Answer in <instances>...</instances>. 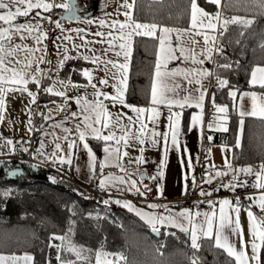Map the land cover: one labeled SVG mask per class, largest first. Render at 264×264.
I'll list each match as a JSON object with an SVG mask.
<instances>
[{
  "label": "crops",
  "instance_id": "crops-1",
  "mask_svg": "<svg viewBox=\"0 0 264 264\" xmlns=\"http://www.w3.org/2000/svg\"><path fill=\"white\" fill-rule=\"evenodd\" d=\"M80 0H75L76 8L78 9L77 15L81 17L79 21H71L69 22L67 19H63L65 17V10L63 8L55 7L51 9L49 12H44L40 9H33L27 17L19 16L15 22L17 23H25L31 22L35 23L37 20H40V28L33 33V35L38 36L40 31L46 33V39L42 40L39 45L25 33V39L23 41L20 40L18 35H13L12 40L17 44H27L31 48H39V51L32 53L33 56V71L37 66L36 57L44 56L45 60L42 63H39V68L41 70H47L48 76L53 79H43L42 87L37 91L35 84H29L28 87L30 90L37 93L35 103H32L31 97L28 96L26 92L20 91H8L4 97L5 104L3 109L0 110V115H2V119H0V159L9 158L15 156V146L21 145L23 148V154L25 155L24 149H28L30 145V140L33 136V133L36 132L37 135L33 138L32 141V149L33 153L31 154V160L33 164L43 165V166H51L54 167H66L67 174L70 179L78 184L81 188H84L88 191L89 185L94 183L95 186L92 188H96L100 193L105 195V199H108L110 202L117 205L114 201L120 199L122 201H128L134 205L135 208L141 209L147 213L154 214H163L167 215H175L180 212L182 209H188L190 212L200 211L204 212H212L215 211L216 218H219V201L222 199H228L230 201V207H226V212L231 216V219L235 221L236 213L232 211V208H236L233 205L234 199L238 196L242 198V206L239 207V220L241 224V228L243 230V240L245 244V251L248 255H251V246L250 242L252 237L248 233V218L247 211H252L253 215L256 217L257 222L264 226V211H262L257 203H254L253 200L260 195L261 192H264V189H256L253 187L255 182V175H245L244 173H239L237 175V186L234 188H224L221 185L223 183H228L232 180L233 170L235 169L232 166V158H233V147L240 148L244 141V127L245 125H249V120L255 119L260 120L264 123V119L259 117H252L245 115L243 119L242 132L240 131V120L241 117L239 115L240 111L244 112L251 111V98L245 96L241 99V93L250 92L255 90H244L239 92L234 99V111L238 117L236 130L233 133L232 137L229 138L225 135L229 130V117L228 113H217L213 103L210 101L211 97V89L217 86V79L212 75L207 78L202 79L201 83L206 87L207 91L205 92V100L203 102V114L202 121L200 124L192 126V130L189 131V126L191 124V117L194 113H200L201 109L193 106H185L183 109L179 107H174V111L180 113V135H179V143L181 146V151H177L175 146L171 143V129L168 127L169 121L168 116L170 115L167 107L161 105L158 106V110L161 115L153 124L152 121L147 119V114H145L144 122L147 125L146 131L144 133H140L145 136V143L140 145L136 140H130V146L127 148L123 147V143L121 144V152H126L127 155L123 157L121 163L123 164L124 171H121L119 168L115 166H106L103 169V173L106 176L111 173L117 177H124L125 180H132L136 182V187L140 192H144L140 187V182L143 179H153L154 185L152 188V192L150 196L139 195L135 191L129 192L127 190V185L118 184L116 186L109 185L105 190H101L99 187V178H100V169H99V160L104 159L105 153L103 148L105 146L104 141H98L92 137H88L86 142L96 141L100 143L99 145V156L97 157L94 149L93 153L97 157V163L95 165V175L90 179V170L88 166V157L87 152L83 149L82 144L79 145L77 149H74V155L72 156V163L69 166L67 163L61 165L57 162L55 165L52 163L53 159L56 157H51V159H46L45 156L41 155L37 149L40 148L41 142L43 141V148L41 152L47 153L51 156L54 151L55 143L59 142L61 144V148L63 152H57V155L67 154V141L61 139L57 141V136L63 137L64 133L61 131V128L56 127V125L61 124L63 122L64 126L69 127L75 131V124L72 121V118L69 117L67 121L64 120V117L68 115L69 112L77 111V104L75 99H71L67 102V105L61 111H57V106L64 104V101L53 94L45 93L43 90L44 86L52 85L54 90L63 91L65 90L64 84L61 81L67 82L68 79H55L57 74L61 71L62 68H58V59H62L64 55V49H68V55L72 57V60H81L83 61V66L81 68V77L82 81L76 82L71 81L72 84L81 85L80 87H73L72 84H69L66 89V94L69 97H77L82 96L88 102H93L96 97H94L93 92L95 91L88 83L86 77L82 75L83 69H89L90 74L92 76V82L97 85V89L102 92L108 93L109 97L116 94V88H120L123 90L124 99H126V91L128 87L129 73H130V63L134 48V41L137 37H142L146 39H153L155 41V62L153 65L152 77L149 85V91L147 96V101L143 105H134L137 107H148L149 101L151 98V87L152 81L156 71V53L159 49V37L160 32L159 28L157 29L154 36H141L133 34L131 37V52L127 58L123 54L119 57L115 55V52L108 51L105 53L103 50L107 49L109 46L107 43H93L86 47H79L78 49L73 48V44L83 45V41L79 39L80 35H84L87 40L90 41H98L101 37L91 35V33H95L96 31H103L105 33L109 31H118V26L116 30H112L107 27L108 24H111L112 21H125L126 17L124 16V12L129 11L125 4H132L133 0H104L102 10L100 14L97 16H87L90 14V10L88 9H79L77 2ZM137 0H135L134 5ZM149 1H159V0H149ZM52 2L59 4L62 3L63 0H52ZM222 3L223 0H220V6L217 8L216 5L211 4L208 0H198V4L205 9V11L215 15L217 11L222 14ZM40 11L41 16L37 17L36 12ZM132 18L136 20L134 17V7L131 9ZM86 13V14H84ZM41 17H51L52 21H59L62 28L65 31L61 32L60 28H57L55 23H50L48 19H41ZM229 17V16H228ZM230 18V17H229ZM105 20L106 26L101 28L98 21ZM91 20L92 23H88L87 21ZM141 23H150L143 22L140 20H136ZM2 23V22H0ZM187 26L177 27L170 25H158L163 27H168L176 30H188V31H173L170 34H166L168 36L167 43L170 44L173 48L179 44L181 47L189 50V58L185 59L181 57L179 51L176 52V59L170 60L167 63V69H187L191 67H199L206 68L211 70L213 73L214 68L216 66L215 55L216 52L213 51L212 59L207 60L204 59L202 54V50L205 48L204 37L203 35H197V29H190V11L187 20ZM50 26L49 30H42V26ZM6 26V25H5ZM80 28L85 31L77 34L74 31H69V29ZM219 26L215 32L216 35V47L217 37L219 33ZM200 32L209 31L207 29H200ZM179 35V40L177 39ZM68 37V39H65ZM111 39V37H108ZM196 40L198 43L193 45L192 41ZM89 48L93 49L95 54L100 56V60L97 63H93L91 60H84L82 57L84 55L92 56L93 52L89 51ZM195 50L198 59H203L204 63L202 65H193L190 59L191 50ZM116 50L120 51L118 43L116 45ZM59 52V56L57 53ZM17 55L21 60H26L29 56L27 51L18 52ZM79 57V58H77ZM13 59L14 58H9ZM70 59L66 60L69 61ZM115 61L118 64H127V70L119 67L113 66L112 63H108V61ZM50 61V63H49ZM65 61V62H66ZM64 62V64H65ZM10 67L20 68L22 65L13 63L9 65ZM105 80V84H100V80ZM159 77H157V83L159 86L160 82ZM167 86L169 88H173L172 92H167L166 95L173 96L178 93L181 97L186 93L183 91L184 88H187L188 91L192 95H197V93L193 92L192 89L198 87L195 84H188L187 80L184 79L182 75H177L175 77H166L164 78ZM55 80V83L53 81ZM179 84L181 87L179 89L175 88L174 85ZM115 85V87H113ZM87 86V87H85ZM258 86V85H253ZM257 92L258 96L264 94L259 91ZM99 99L104 102L110 112L113 113L112 119H115L116 113L122 114L121 123L128 125V117H132L133 120L136 119V114L129 108L123 107L120 104H116L113 106L110 99L105 100L103 96ZM55 101V103H53ZM126 101V100H125ZM83 103V101H82ZM129 104V103H128ZM133 105V104H131ZM29 112L31 113V124H29ZM227 116V121L222 120L223 116ZM44 116L51 117L48 120L43 119ZM209 123L213 125L212 129L208 127ZM219 124H224L227 128V131H220L218 129ZM83 127V125H81ZM133 129V134L136 133L139 125H131ZM155 128V130L161 135L156 137V143H151V132ZM31 129V130H29ZM116 135L119 136L120 130L119 128L113 127ZM168 133V147L167 151L165 150V142L163 138V133ZM240 132V146L237 147L236 136L237 133ZM108 130H103L102 134H107ZM211 136L212 139L209 140L208 137ZM72 139H76V137H71ZM11 139L13 141L12 145L7 143V140ZM217 140V142H215ZM221 141V142H220ZM228 141V142H227ZM109 144H114V141L108 142ZM187 147L188 153L183 152V148ZM144 148V152L141 154L140 148ZM200 152H203V160L205 162L202 167V176H200L199 183L196 187V191L194 193L186 192V188L188 186L193 185V177H195V169L200 161ZM143 156V162L141 163H129V161L134 160L137 156ZM161 159L164 160V164L161 165ZM228 160L231 164V168L226 169L224 164L225 160ZM189 161L191 162L192 168H188ZM261 162H264V153L263 159ZM261 162L246 164L251 165L254 172L259 170V165ZM243 165V166H246ZM214 166V167H213ZM241 166V167H243ZM79 168V171L77 169ZM216 170H220L222 173L221 176H216ZM163 173L161 176L160 173ZM207 173L208 177H214L212 179V183L204 182L207 178L205 176ZM141 175H143V179H141ZM239 182H245L243 186L239 185ZM157 185H160V191H157ZM204 190L205 192H211V195L201 196L200 191ZM208 199L213 200L214 208L210 207L204 201ZM150 204H156L160 207L155 209L149 208ZM126 211H128L125 207L121 205H117ZM164 206H167V210ZM201 207H205L204 209H200ZM130 212V211H128ZM135 215L138 219H140L145 225L146 224L139 216L135 214V212H130ZM156 228L158 230H164L165 232L174 233L175 231H180L178 228L171 227L165 224H156ZM228 235L230 242L236 247L237 250L240 249V238L238 235L231 234L230 229H226L225 232ZM57 236V235H56ZM204 239V238H202ZM214 243V238L212 239ZM61 242V241H60ZM257 243H261L257 241ZM60 245V244H59ZM264 249V244H262L261 251ZM223 251V249H221ZM56 251V252H55ZM52 251V256L47 254V259L45 264H60V261L57 260V252L58 249ZM224 252V251H223ZM225 253V252H224ZM60 254V249H59ZM226 254V253H225ZM227 255V254H226ZM2 256L3 262L2 264H33V256L28 252H24L21 254H8V253H0ZM30 257L31 259H27ZM234 261V259H233ZM77 264V263H74ZM235 264V261H234Z\"/></svg>",
  "mask_w": 264,
  "mask_h": 264
},
{
  "label": "snow or ice",
  "instance_id": "snow-or-ice-1",
  "mask_svg": "<svg viewBox=\"0 0 264 264\" xmlns=\"http://www.w3.org/2000/svg\"><path fill=\"white\" fill-rule=\"evenodd\" d=\"M133 0L132 4H125L124 7L129 9V11L124 12V16L126 20L121 22L118 20H114L111 24H108L112 30H116L118 26V31H109L107 33L103 31H96L95 33H91V35L101 37L98 41H90L85 38L84 35H80L79 39L83 41V45L73 44L74 49H78L79 47H88L93 43L100 44H108V48L103 51L107 53L108 51L115 52V55L119 57L121 54L127 58L131 52V37L133 34L141 35V36H154L157 29L159 28L160 37H159V49L156 53V71L152 81L151 87V98L149 101L148 107H137L131 104H128L123 95V90L120 88H116V94L109 97L108 93L102 92L97 89V85L92 82V76L90 74L89 69H83L82 75L87 78L89 85L95 90L93 92L94 97L96 99L93 102H88L84 97H69L66 94V89L69 84H72L69 79L67 82L61 81L65 86V90L57 91L54 90L52 85L44 86L43 90L45 93L53 94L60 97L64 104L57 106V111L63 110V108L67 105V102L71 99H75L77 104V111L69 112L68 115L64 117V120L67 121L69 117L72 118L73 123L75 124V131L73 129L64 126L63 122L61 124L56 125V127L61 128V131L64 133L63 137L57 136V141L63 139L67 141V154L57 155V152H63L61 148V144L59 142L55 143L54 151L51 156L47 153L41 152L43 148V141L41 142L40 148L37 149L41 155L45 156L46 159H51V157H56V159L52 160V163L55 165L59 162L61 165L68 164L71 166L72 156L74 155V149H77L80 144H82L83 149L87 152L88 157V166L90 170V179L95 175V165L97 163V157L93 153V150L89 146V143L86 142L88 137H92L98 141H104L105 146L103 151L105 153V157L102 160H99V169H100V178H99V187L101 190H105L107 186L112 185L116 186L118 184L127 185V190L129 192L135 191L139 195L143 196L146 193L140 192L136 187V182L132 180H125L124 177H117L113 174L109 173L106 176L103 173V169L106 166H115L119 168L121 171H124L123 164L121 161L123 157L127 155L126 152H121V144L123 143V147L127 148L130 146V140H136L140 145L145 143V136L140 133H144L146 131L147 125L144 122L145 114H147V119L152 121L153 124L158 121L161 113L158 110V106H165L168 108L170 115L168 116L169 125L168 127L171 129V143L175 146L176 150L181 151V146L179 143V135H180V113L174 111V107H179L183 109L187 106H195L196 108L201 109L200 113H194L191 117V124L189 126V131L192 130V126L198 125L202 121L203 114V102L205 100V92L207 91L206 87L201 83L202 79L207 78L213 73L211 70L206 68L199 67H191L187 69H167V63L170 60L176 59V52L179 51L181 57L185 59L189 58V50L181 47L179 44L173 48L170 44L167 43L168 36L166 34H170L173 31H188V30H176L168 27L158 26L155 23H141L139 21L133 20L132 11L134 7ZM209 3L214 4L219 8L220 0H208ZM257 6L264 10V0H256ZM59 7L65 10V17L69 22L71 21H79L81 19L76 13L78 9L76 8L75 0H63L62 3L56 4L52 2V0H0V110L3 109L5 104L4 97L6 92L8 91H20L26 92L29 97H31L32 103H35L37 93L30 90L28 85L35 84L37 91L43 86L42 80L53 79L48 76L47 70H41L39 68V63L44 62L45 57L40 56L36 57L37 66L33 71L32 66L34 63L32 53L39 51V48H31L27 44L21 45L13 42V35H18L20 40L23 41L25 39V33H27L31 38L36 42L37 45L41 43L42 40L46 39V33L43 31L39 32V35H33L35 31L40 28V20H37L35 23L25 22V23H17V17L24 16L27 17L29 13L33 9H40L44 12H49L51 9ZM36 16L40 17V11L36 12ZM41 19H48L50 23H55L57 28H60L61 32L65 31L62 28L59 21H52L51 17H41ZM88 23H92L91 20L87 21ZM101 28L106 26V21L101 19L98 21ZM253 23V19H249L246 17L233 16L230 20L222 19L221 13L217 11L215 15L205 11L203 7L198 4V0H190V29H197V35H203L205 48L202 50V54L204 59L211 60L213 51L216 53L222 54V49L220 47H216V35L215 32L219 26V28L223 30H227V25L229 24H238L242 25L244 28H247ZM6 25V26H5ZM200 29H207L209 31L200 32ZM69 31H74L77 34L84 32V29L75 28L69 29ZM243 34V33H241ZM220 35H223V32H220ZM111 37V39H108ZM68 39V37H65ZM179 40V35L177 37ZM118 43L120 51L116 50V45ZM193 45L198 42L193 39ZM261 47H264V42L261 43ZM27 51L29 56L26 60H21L17 55L18 52ZM90 52H93L92 56L84 55L82 58L84 60H91L93 63H97L100 60V56L96 55L94 50L89 48ZM59 56V52L57 53ZM14 58L9 59V58ZM68 55V49H64V55L62 59H58V68H63L64 62L68 59H71ZM79 58V57H77ZM190 59L193 65H202L204 63L203 59H198L195 50H191ZM13 63L22 65L20 68L10 67ZM50 63V61H49ZM108 63H112L113 66L123 68L127 70V64H118L115 61L109 60ZM222 68H230V64H222L218 65ZM177 75H182L185 80H187L188 84H195L198 87L192 89L193 92L197 93V95H192L187 88H184L183 91L186 93L182 97L176 93L173 96L166 95L167 92H172L173 88H169L167 83L165 82L166 77H175ZM157 77L161 78L159 82V86L157 83ZM55 79H59L57 77ZM217 86L219 88H224L228 85V80L225 78H221L219 76L216 77ZM55 83V80L53 81ZM100 84H105V80H100ZM249 85H259L261 88H264V66H255L251 71V78L248 81ZM73 87H80L81 85L72 84ZM87 87V86H85ZM115 87V85L113 86ZM175 88L179 89L181 86L179 84L174 85ZM228 95L230 97H235L236 93L232 90H229ZM241 99L245 96L251 98V111L244 112L240 111L239 115L241 117L240 120V131L242 132L243 126V117L245 115L252 117H259L264 119V94L258 96L257 92L250 91L241 93ZM101 96L104 97L105 100L110 99L113 106L116 104H120L123 107H127L131 109L136 114V119L133 120L132 117H128L129 124L125 125L121 123L122 114L116 113L115 119H112L113 113L109 111L107 106L104 104L101 99ZM83 101V103H82ZM55 103V101H53ZM213 106L217 113H226L227 107L223 105H216L215 101H213ZM2 115H0V119H2ZM51 117L44 116L43 119L48 120ZM224 121H227L228 117L225 115L221 118ZM29 124H31V113L29 112ZM83 125V127H81ZM131 125H139L136 130V133L133 134V129ZM113 127L119 128L120 135L117 136ZM208 127L212 129L213 125L209 123ZM107 129V134H102L103 130ZM31 130V129H29ZM220 131H227V128L224 124H219L218 129ZM161 133L157 132L155 128H153L151 132V143H156V137H159ZM164 142H165V150L167 151L168 147V133L164 132L163 134ZM71 137H76V139H72ZM209 140L212 139L211 136L208 137ZM114 141V144H109L108 142ZM237 147L240 146V132L237 133L236 136ZM9 145H12L13 141L11 139L7 140ZM141 154L144 152V148L140 149ZM25 152L28 149H24ZM184 153H188V149L185 146L183 148ZM141 163L143 162V156H137L134 160L129 161V163ZM161 165L164 164V160L161 159ZM226 169L231 168V164L226 159L224 164ZM35 167V165H33ZM214 167V166H213ZM188 168L191 169L192 165L189 161ZM18 171V170H17ZM79 171V168L77 169ZM244 173L245 175H255V182L253 187L256 189H264V162H261L259 165V170H253L251 165H246L243 167H237L233 170L232 180L228 183H223L221 186L224 188H234L237 186V175L239 173ZM10 175H15L16 172H10ZM222 174L220 170H216V176L219 177ZM162 176L163 173L161 172ZM207 177L204 182L211 184L212 179L214 177H208L207 173H205ZM141 179H143V175H141ZM49 180L55 182L54 177H49ZM245 182H239L240 186H243ZM193 185L195 186V177H193ZM150 191V189H148ZM157 191H160V185H157ZM9 192L3 193V195L7 196ZM83 195V194H81ZM201 196L211 195V192H205L204 190L200 191ZM86 198V197H85ZM239 200V197H237ZM104 204H108L110 201L108 199L103 201ZM117 205H121L125 207L130 212H135L137 216H139L146 224L152 227L154 232L158 231L156 228V224H165L174 228H178L180 231L185 234H190L191 247L195 250H199L201 248V239L212 240L214 238V247L223 249V251L227 254L229 258L234 259L235 264H264V255L261 253L262 244H264V226L257 222L256 217L253 215L252 211H247L248 218V233L252 237L250 242L251 246V255L246 253L245 244L243 240V230L241 228L240 220H239V209L232 208V211L236 213V219L233 221L231 216L226 212V207H230V201L228 199H222L219 201V218H216L215 211L212 212H204L200 211L190 212L188 209H182L180 212L175 215H163V214H154L147 213L141 209H137L134 205L128 201H122L117 199L114 201ZM210 207L214 208V202L211 199L204 201ZM254 203H257L259 208L264 211V192H261L258 197L253 200ZM160 207L156 204H150L149 208H157ZM167 210V206H164ZM69 212H73V209L69 207ZM74 214V213H73ZM73 221L69 220V231H71V225ZM226 229L231 230V234L238 235L240 238V249L237 250L236 247L230 242L228 235L225 234ZM55 239H59L61 241L60 245H56L57 252V260L60 261V264H74L71 260H61L59 249L63 248L65 251L72 252L76 255L77 259H82L80 255V249L77 245H75L70 237L65 234L63 236H56L53 234ZM260 241L261 243H257ZM117 256V260L123 259L119 254H114ZM3 257L0 256V264L3 262ZM27 259H31L27 257ZM97 264H100L99 253H97ZM192 264H198L196 258H193Z\"/></svg>",
  "mask_w": 264,
  "mask_h": 264
},
{
  "label": "trees",
  "instance_id": "trees-1",
  "mask_svg": "<svg viewBox=\"0 0 264 264\" xmlns=\"http://www.w3.org/2000/svg\"><path fill=\"white\" fill-rule=\"evenodd\" d=\"M103 3L104 0H80L77 5L79 9L90 10L87 15L90 17L100 14ZM221 9L229 20L233 16L253 19L247 28L238 24L227 25L226 31L220 28L217 37L222 54L215 55L213 76L225 78L229 83L224 88H212L210 101L227 107L229 130L225 135L231 138L238 121L234 111L236 95L244 90L264 93V88L248 83L252 68L264 66V47H261L264 10L257 6L256 0H223ZM189 11L190 0H137L134 5L136 20L158 25L187 26ZM154 51L153 39H135L125 99L129 104L143 105L147 101ZM83 64L81 60L70 59L58 76L82 81ZM222 64L231 67L218 66ZM229 90L236 93L235 97L228 95ZM89 144L98 157L100 143L89 141ZM263 153L264 123L251 119L244 127L242 146L233 147L232 166L261 162ZM14 171L15 175L9 174ZM50 176L55 182L49 180ZM94 186L91 183L88 187ZM6 191L7 196L3 195ZM104 200L73 182L61 166L49 169L13 157L0 159V253L28 252L33 256V264H45L51 236L67 234L83 258L77 259L74 253L63 248L60 258L77 264H96L98 252L113 255L115 262L110 264H192L193 258L198 264H234L232 258L214 247L212 240L201 239V248L195 250L191 247L190 234L182 231L165 234L164 230L153 234L135 215L113 203L106 205ZM69 207L73 212H69ZM69 220L73 221L71 231ZM261 253L264 255V249ZM114 254L123 259L117 260Z\"/></svg>",
  "mask_w": 264,
  "mask_h": 264
},
{
  "label": "built area",
  "instance_id": "built-area-1",
  "mask_svg": "<svg viewBox=\"0 0 264 264\" xmlns=\"http://www.w3.org/2000/svg\"><path fill=\"white\" fill-rule=\"evenodd\" d=\"M221 18L222 19H228L229 20V17L225 14H221ZM50 26H42L41 29L46 31V30H49L50 29ZM37 135L36 132L33 133V136L30 140V145L28 147V151L25 153V155H22L24 152H23V148L21 145H16L15 146V156L13 158H16V159H19V160H25V161H28V162H32L31 160V154L34 152L33 149H32V141H33V138ZM203 152H200V161L198 162V165L195 169V186L192 185V186H188L186 188V192L188 193H194L196 191V187L199 183V179H200V176H202L203 174V170H202V167L204 166L205 162L203 160ZM44 167H47L49 169H53L51 166H44ZM64 169L66 167H63ZM64 177H66L65 175H63ZM153 185H154V181L153 179H143L141 182H140V187L142 188V190L146 193V196H150L151 192H152V188H153ZM148 189H150V191H148ZM90 192L94 195H96L98 198H102V199H105V195L103 193H100L96 188L94 189H90ZM239 197V200L234 199L233 201V205L234 207L236 208H239L242 206V198L240 196ZM200 209H204L205 210V207H201Z\"/></svg>",
  "mask_w": 264,
  "mask_h": 264
},
{
  "label": "rangeland",
  "instance_id": "rangeland-1",
  "mask_svg": "<svg viewBox=\"0 0 264 264\" xmlns=\"http://www.w3.org/2000/svg\"><path fill=\"white\" fill-rule=\"evenodd\" d=\"M174 234L171 232H165V234ZM60 244L59 239H55L54 236L52 235L49 241V249H48V255L50 257L52 256V251H55L57 249L56 245ZM56 252V251H55ZM99 253V260L100 264H110L115 262V257L113 255L105 254L103 252H98ZM117 257V256H116ZM95 263L97 264V254L95 255Z\"/></svg>",
  "mask_w": 264,
  "mask_h": 264
},
{
  "label": "water",
  "instance_id": "water-1",
  "mask_svg": "<svg viewBox=\"0 0 264 264\" xmlns=\"http://www.w3.org/2000/svg\"><path fill=\"white\" fill-rule=\"evenodd\" d=\"M62 18H63V19H66V18H64V17H62ZM152 233H153V234H157V231H156V232L152 231Z\"/></svg>",
  "mask_w": 264,
  "mask_h": 264
}]
</instances>
